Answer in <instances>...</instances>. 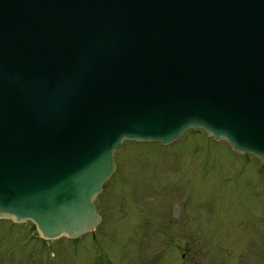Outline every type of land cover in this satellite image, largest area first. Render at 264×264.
I'll use <instances>...</instances> for the list:
<instances>
[{
  "label": "water",
  "instance_id": "obj_1",
  "mask_svg": "<svg viewBox=\"0 0 264 264\" xmlns=\"http://www.w3.org/2000/svg\"><path fill=\"white\" fill-rule=\"evenodd\" d=\"M0 40V218L93 230L125 139L264 163V0H0Z\"/></svg>",
  "mask_w": 264,
  "mask_h": 264
},
{
  "label": "rangeland",
  "instance_id": "obj_2",
  "mask_svg": "<svg viewBox=\"0 0 264 264\" xmlns=\"http://www.w3.org/2000/svg\"><path fill=\"white\" fill-rule=\"evenodd\" d=\"M116 162L117 170L98 199L105 220L97 228L95 239L89 234L74 242L54 240L46 244L49 255L56 248L64 249L77 260L93 258L82 264H92L94 259L102 262L98 264H183L181 251L171 247L178 235L170 239L169 230L164 228L158 236L152 224L157 209L171 201L178 207L190 193L193 209L202 207L197 212L201 215L194 213L196 220L207 219L214 226L225 220L234 225L231 230L213 227L208 237L219 241L223 248H201L198 257L190 260L192 264H224V259L238 262L239 256H244L247 263L260 264L264 248L257 243L253 223L241 225L243 221L237 224L212 215L217 210H230L231 216L238 215L249 222L250 212L264 207V167L260 169L259 158L235 151L225 139H216L195 128L169 143L127 140L117 150ZM205 199L208 201L201 206ZM30 224H14L20 230L15 240L18 245L39 246L40 242L27 236ZM245 231L253 235V242L247 246V239L240 240ZM188 241L185 237L183 245ZM196 248L199 250L200 246Z\"/></svg>",
  "mask_w": 264,
  "mask_h": 264
},
{
  "label": "flooded vegetation",
  "instance_id": "obj_3",
  "mask_svg": "<svg viewBox=\"0 0 264 264\" xmlns=\"http://www.w3.org/2000/svg\"><path fill=\"white\" fill-rule=\"evenodd\" d=\"M243 167L244 166H241V168ZM188 195L189 198H187V201H181L178 207H176L177 204L175 201H171L165 203L167 206L164 208L159 210L157 209V211H155V218L152 224L158 233V236L160 234L159 232H161L164 228L169 230L170 239L178 235V238L171 242V247L177 248L181 251V257L184 260L183 264H192L190 260H193L195 255L198 257V254L202 252L201 248L203 247H208L210 245L213 248H223V244H220L219 241L211 240L208 237L209 231L213 227L219 226L220 230H224V228H226V230L234 229V225L232 223L229 224V222L225 220L218 222L215 226L212 222L209 224L207 219L206 221L202 219L196 220L194 218V213L196 212L197 214V212L200 211L202 207L194 210L192 207L190 193ZM206 201H208V199H205L201 206H203ZM229 212L230 210L227 213L217 210L214 214L212 213V215L218 218H226L236 221L237 224L239 221H243L241 225L253 223L255 226L254 234L255 236L257 235V243H260V245L264 248V207H255L253 212H250L252 213V218L249 222L246 218L241 220L238 215L231 216ZM197 215L199 216L201 214ZM228 224L229 227H227ZM18 228L12 221L0 220V264H81L84 262L89 263V261L93 259L77 260L75 257L67 255L64 249L56 248L54 249L53 255H49L46 244L53 241H47L39 238L32 223L30 224L31 232L27 233V236L33 237L38 242H40L39 246L29 248L27 243H24V245H18L15 241L17 240V236L18 238L20 236V230ZM215 228L218 229L217 227ZM246 233L247 236H245ZM185 237L188 238L189 241L183 245L182 241L185 239ZM252 237L253 235L250 231H245L243 237L240 238V240L247 239V243H245L247 246V244L253 242ZM208 238L211 241H209ZM198 245L200 246L199 250L196 248ZM188 254L192 256L191 259H189ZM239 258L240 259L238 262L234 261L232 263H229L226 259H224V264H251L250 262L247 263L244 260V256H239ZM91 263L98 264L102 262H97V259H94V261ZM103 264L111 263L107 261ZM260 264H264V258Z\"/></svg>",
  "mask_w": 264,
  "mask_h": 264
}]
</instances>
